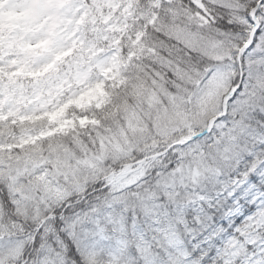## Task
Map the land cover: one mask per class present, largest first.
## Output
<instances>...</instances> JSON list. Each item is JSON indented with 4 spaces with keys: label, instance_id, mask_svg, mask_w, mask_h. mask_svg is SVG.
<instances>
[{
    "label": "snow or ice",
    "instance_id": "6c2138e0",
    "mask_svg": "<svg viewBox=\"0 0 264 264\" xmlns=\"http://www.w3.org/2000/svg\"><path fill=\"white\" fill-rule=\"evenodd\" d=\"M0 264H264V0H0Z\"/></svg>",
    "mask_w": 264,
    "mask_h": 264
}]
</instances>
